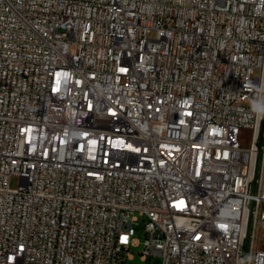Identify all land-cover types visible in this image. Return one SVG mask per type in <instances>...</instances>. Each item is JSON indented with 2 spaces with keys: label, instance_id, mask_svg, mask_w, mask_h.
Segmentation results:
<instances>
[{
  "label": "built area",
  "instance_id": "2783aa9c",
  "mask_svg": "<svg viewBox=\"0 0 264 264\" xmlns=\"http://www.w3.org/2000/svg\"><path fill=\"white\" fill-rule=\"evenodd\" d=\"M138 228L264 264V0H0V264H127Z\"/></svg>",
  "mask_w": 264,
  "mask_h": 264
},
{
  "label": "rangeland",
  "instance_id": "374dc122",
  "mask_svg": "<svg viewBox=\"0 0 264 264\" xmlns=\"http://www.w3.org/2000/svg\"><path fill=\"white\" fill-rule=\"evenodd\" d=\"M250 131L246 128H243L241 130V134H240V143L243 147H249L250 145ZM19 183V177L17 176H13L12 180H11V186L13 188H16L18 186ZM136 239H138L139 244L137 246H133L132 247V252L134 253V258L128 260L127 264H155L154 261H152L151 263L149 261H144L142 260V255L141 252L143 250V243L145 241V232L143 230V228H138L135 236Z\"/></svg>",
  "mask_w": 264,
  "mask_h": 264
}]
</instances>
